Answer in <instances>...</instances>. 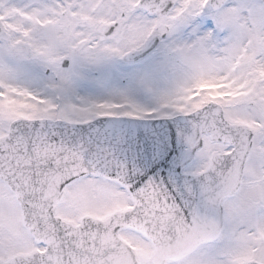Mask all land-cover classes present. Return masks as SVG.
<instances>
[{"label": "snow or ice", "instance_id": "1", "mask_svg": "<svg viewBox=\"0 0 264 264\" xmlns=\"http://www.w3.org/2000/svg\"><path fill=\"white\" fill-rule=\"evenodd\" d=\"M0 264H264V0H0Z\"/></svg>", "mask_w": 264, "mask_h": 264}]
</instances>
